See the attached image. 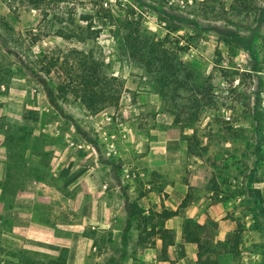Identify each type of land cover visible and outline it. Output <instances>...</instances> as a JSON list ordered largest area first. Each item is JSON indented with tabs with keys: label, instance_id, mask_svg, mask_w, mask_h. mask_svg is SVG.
Wrapping results in <instances>:
<instances>
[{
	"label": "rangeland",
	"instance_id": "1",
	"mask_svg": "<svg viewBox=\"0 0 264 264\" xmlns=\"http://www.w3.org/2000/svg\"><path fill=\"white\" fill-rule=\"evenodd\" d=\"M72 20L102 30L96 43L57 37ZM128 31L176 54L211 102L195 88L160 94L121 46ZM93 46L122 83L120 103L94 115L68 97L61 116L20 59L39 69L44 54ZM124 192L142 213L125 253ZM188 194L225 221L204 211L219 223L214 249L241 234L220 264H264V0H0V264L142 262L155 242L144 218Z\"/></svg>",
	"mask_w": 264,
	"mask_h": 264
},
{
	"label": "trees",
	"instance_id": "2",
	"mask_svg": "<svg viewBox=\"0 0 264 264\" xmlns=\"http://www.w3.org/2000/svg\"><path fill=\"white\" fill-rule=\"evenodd\" d=\"M66 0H33V3L40 7L43 4L56 5ZM105 19L112 21L114 17L110 10H105ZM124 24V22H123ZM124 26V25H122ZM122 28V27H120ZM102 30L94 29L92 25L82 27L72 20L66 28H60L55 33L57 37L65 40H77L81 43L94 42L100 37ZM240 42L242 38L237 36ZM122 47L129 49L130 56L142 64L147 74L153 76L160 89V94L166 96L174 90L178 94L180 90L188 92L193 91L200 93L202 98H211L206 87L192 86V76L187 73L181 60H179L171 50L164 44L153 43L142 37L135 38L134 33L128 31L124 36L119 38ZM247 48L244 42H241ZM187 48H180L184 51ZM7 53H13L6 46ZM41 66L39 69L29 61L20 59V65L25 69L28 76L32 78L44 91L49 99L50 105L61 116L65 115L62 102L68 97L79 101L91 114H98L107 108L117 107L122 96V83L108 73V64L106 63L103 53L97 46H93L88 51L73 50L66 58L60 56L51 57L44 54L40 59ZM57 78L53 74L59 72ZM207 102V100H206ZM203 103V101H202ZM196 115V114H195ZM80 135L89 141L87 132L80 129L74 124ZM261 147L259 146V151ZM125 207L128 213V221L121 233L124 253L128 246V235L132 223L135 219L141 218V212L137 210L131 202L128 192H124ZM193 199L190 194L186 195L177 210L165 209L161 212L152 211L147 218H144L145 231L149 232L150 237H154L163 242L165 247L174 246L176 242V232L174 229L166 227V222L172 218L178 217L182 209L187 208ZM264 203L257 201V207L264 216ZM219 228V223L208 219L204 224L194 219H185L182 224V238L186 243L194 244L198 249L197 264H220V258L226 253H234L239 247L241 234L236 233V242H217L223 250L214 249L213 241L215 238L214 230ZM139 241L143 244V232L140 231ZM26 253V252H23ZM215 255V258L213 256ZM46 261L40 264H63L57 259L44 256ZM20 264H29L23 261ZM35 264V263H34ZM38 264V263H36Z\"/></svg>",
	"mask_w": 264,
	"mask_h": 264
},
{
	"label": "crops",
	"instance_id": "3",
	"mask_svg": "<svg viewBox=\"0 0 264 264\" xmlns=\"http://www.w3.org/2000/svg\"><path fill=\"white\" fill-rule=\"evenodd\" d=\"M206 203L207 201L204 199H196L187 208L182 209L178 217L172 218L166 222V227L174 229L176 232V242L174 246L165 247L161 240L155 238V242L152 244V246L148 247L150 250V254H147L142 262H132L128 264H197V246L194 244L186 243L183 240L182 224L185 219L189 218L194 219L201 224H204L206 222L204 218V211L208 208V205ZM177 209L178 207H173L168 210ZM208 209L210 217L212 219L219 221L220 225L225 224V221H222L220 217H217L216 210H212L214 209L213 207ZM163 210H158V212H161Z\"/></svg>",
	"mask_w": 264,
	"mask_h": 264
}]
</instances>
